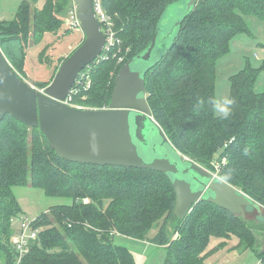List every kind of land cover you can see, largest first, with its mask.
<instances>
[{
	"label": "trees",
	"instance_id": "obj_1",
	"mask_svg": "<svg viewBox=\"0 0 264 264\" xmlns=\"http://www.w3.org/2000/svg\"><path fill=\"white\" fill-rule=\"evenodd\" d=\"M179 1L101 0L121 44L79 73L73 101L108 107L122 66L149 47L165 11ZM36 2L23 0L15 19L0 20V46L25 80L30 78L25 70L27 48L66 25L72 0H46L42 9L34 6ZM245 15L264 20V0H199L182 20L170 48L146 72L147 100L181 154L215 170L264 208V92L255 90L259 69L248 65L232 75L230 98L235 104L230 119L211 110L217 59L229 52L233 37L249 32ZM64 58L49 81H33L34 85L45 88ZM24 185L73 201L37 216L33 226L41 230L21 264H134L133 254L114 243L116 233L164 247V264H207L206 257L215 251L210 246L213 238L225 243L234 239L236 249L253 251L264 264L258 240L264 236V222L244 219L208 201L198 202L179 219L169 174L68 161L39 127L10 114L0 123V264L17 260L13 223L22 208L13 187ZM156 223L158 231L150 237Z\"/></svg>",
	"mask_w": 264,
	"mask_h": 264
},
{
	"label": "water",
	"instance_id": "obj_2",
	"mask_svg": "<svg viewBox=\"0 0 264 264\" xmlns=\"http://www.w3.org/2000/svg\"><path fill=\"white\" fill-rule=\"evenodd\" d=\"M198 1L185 0L184 13L167 33L161 28L162 21L163 24L168 21L164 20L165 11L149 47L120 69L111 102L105 108L80 109L63 102L79 73L104 51L105 35L94 0H76L84 40L61 62L45 88L21 78L0 46V123L10 114L27 126L39 127L55 152L68 161L145 168L169 174L176 194L174 214L179 219H184L200 201L211 202L246 219V208L256 205L255 201L218 174L181 154L155 120L147 100L145 75L163 54L146 69L131 68L133 61H147L152 57L161 31L164 39L175 28L178 34L182 20L195 9ZM157 134L162 138L159 145L151 143ZM166 143L179 154L178 159L166 150L158 151ZM140 147L150 151V160L140 154Z\"/></svg>",
	"mask_w": 264,
	"mask_h": 264
},
{
	"label": "rangeland",
	"instance_id": "obj_3",
	"mask_svg": "<svg viewBox=\"0 0 264 264\" xmlns=\"http://www.w3.org/2000/svg\"><path fill=\"white\" fill-rule=\"evenodd\" d=\"M23 0H0V20H13L16 18ZM46 0H37L34 4L37 8H43ZM185 0L175 2L169 6L165 13L166 23L161 24L166 33L172 31L174 21L185 11L183 4ZM33 7V6H32ZM245 22L249 32L240 33L230 41V50L217 59L216 67V93L215 97H228L231 95V77L244 69L248 65L258 68L259 73L255 82V90L264 92V20L256 15H245ZM67 25V24H66ZM63 26L56 33H45L42 39L31 44L27 48L25 58V70L30 78L28 82H45L52 78L53 70L62 57H68L74 50L76 41L81 36L82 29H71L67 31L68 26ZM174 32L164 39V33L161 31L158 37V45L155 48L152 57L149 60L137 59L131 63V68L142 70L152 66L159 57L166 52L173 43L177 34V28ZM65 59V58H64ZM160 135H155L151 143H161ZM152 146V145H151ZM140 154L150 160V151L139 148ZM166 150L171 157L179 158V154L166 143L159 146L158 151L162 153ZM158 155H160L158 153ZM218 174L215 170L209 169ZM14 194L22 208V215L14 220V228L19 229L21 220L27 218L35 220L38 215L49 211L52 206L60 204H70L73 199L64 196H51L45 193L42 188H36L31 185L14 186ZM246 219L251 221L264 222V208L261 206L247 207ZM156 223L149 232L153 236L158 231ZM114 243L127 248L132 254L134 264H164L166 260V249L157 246L148 240L137 239L122 233H116ZM259 249H264V236H259ZM231 241V242H230ZM225 243L224 240L213 238L211 248L215 251L206 257L207 264H262L258 256L251 250L236 249V241L230 239ZM224 242V243H223Z\"/></svg>",
	"mask_w": 264,
	"mask_h": 264
},
{
	"label": "built area",
	"instance_id": "obj_4",
	"mask_svg": "<svg viewBox=\"0 0 264 264\" xmlns=\"http://www.w3.org/2000/svg\"><path fill=\"white\" fill-rule=\"evenodd\" d=\"M94 9L97 18L100 20L102 24V31L105 35V46H104V51L101 55L103 56V55H107L108 52L112 51L115 47L119 46L121 44V40L118 36L115 21L113 17L105 11L101 0H94ZM78 10H79L78 3L76 2V0H72L66 17V24L71 29H81V21L78 16ZM123 59H124L123 57H119V61H123ZM77 83H78V77L68 97L63 102L70 106L80 109L90 108L80 105L73 101V93H77L78 91V88H76ZM89 83L90 82H88L85 88L89 86ZM33 223L34 220L23 218L21 220L20 228L12 236V243L17 255V260L15 264H21L24 255H26V253H28L29 251L30 242L36 239L39 235L41 229L34 227ZM178 236L179 235L177 233L175 235V239L178 238Z\"/></svg>",
	"mask_w": 264,
	"mask_h": 264
},
{
	"label": "clouds",
	"instance_id": "obj_5",
	"mask_svg": "<svg viewBox=\"0 0 264 264\" xmlns=\"http://www.w3.org/2000/svg\"><path fill=\"white\" fill-rule=\"evenodd\" d=\"M235 100L228 97H214L211 101V110L222 119H230L233 114Z\"/></svg>",
	"mask_w": 264,
	"mask_h": 264
},
{
	"label": "crops",
	"instance_id": "obj_6",
	"mask_svg": "<svg viewBox=\"0 0 264 264\" xmlns=\"http://www.w3.org/2000/svg\"><path fill=\"white\" fill-rule=\"evenodd\" d=\"M82 31V30H80ZM84 40V33L82 31L81 36L79 37V39L76 41L74 48H76L77 46H79L80 42Z\"/></svg>",
	"mask_w": 264,
	"mask_h": 264
}]
</instances>
